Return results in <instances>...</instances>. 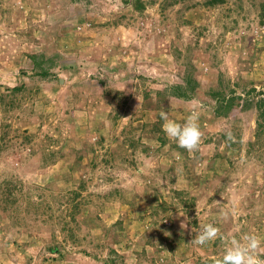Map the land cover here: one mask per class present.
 <instances>
[{
    "label": "rangeland",
    "instance_id": "374dc122",
    "mask_svg": "<svg viewBox=\"0 0 264 264\" xmlns=\"http://www.w3.org/2000/svg\"><path fill=\"white\" fill-rule=\"evenodd\" d=\"M207 1L0 0V264H214L264 238V0ZM193 107L190 152L160 113Z\"/></svg>",
    "mask_w": 264,
    "mask_h": 264
},
{
    "label": "clouds",
    "instance_id": "9594fccd",
    "mask_svg": "<svg viewBox=\"0 0 264 264\" xmlns=\"http://www.w3.org/2000/svg\"><path fill=\"white\" fill-rule=\"evenodd\" d=\"M160 116L164 121L162 127L165 134L175 140L179 147L190 152L199 148L203 133L199 125L200 113L197 107H193L182 123L171 119L165 111H161ZM226 136L229 140L233 139L230 131L226 132ZM224 216L227 217V213H224ZM180 227H187L186 222H182ZM219 236V227L211 223L204 224L192 243L203 246ZM214 264H264V238L255 233H246L241 239L232 238L224 254L216 259Z\"/></svg>",
    "mask_w": 264,
    "mask_h": 264
},
{
    "label": "trees",
    "instance_id": "16d2710c",
    "mask_svg": "<svg viewBox=\"0 0 264 264\" xmlns=\"http://www.w3.org/2000/svg\"><path fill=\"white\" fill-rule=\"evenodd\" d=\"M221 2H223V0H208L207 4H216V3H221ZM140 6L142 5L139 3L137 7L142 8ZM40 72L42 76H45L47 74V71L45 70H42ZM22 87L23 85H16V86H13L10 90L12 91V93L15 94L16 92L22 90L23 89ZM195 87H196V81L194 80L192 76H188L187 78L183 79V83H176L173 85H169L166 88H167V94H170L171 96L179 98V99L188 100L191 98ZM251 90H254V89H251ZM212 96L215 97V99L217 100V103L214 107V114L217 116H225L227 110L232 105L231 99L228 98L227 100H224V97L222 99L220 98L218 99L217 92L212 93ZM263 115H264V111L262 110L260 111V116H263ZM159 141L162 144L165 143V139L163 138H160ZM77 205L78 203L73 202L74 207Z\"/></svg>",
    "mask_w": 264,
    "mask_h": 264
}]
</instances>
